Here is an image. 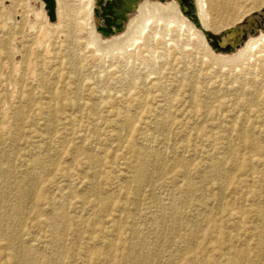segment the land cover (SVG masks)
Here are the masks:
<instances>
[{
    "label": "rangeland",
    "instance_id": "1",
    "mask_svg": "<svg viewBox=\"0 0 264 264\" xmlns=\"http://www.w3.org/2000/svg\"><path fill=\"white\" fill-rule=\"evenodd\" d=\"M56 1L0 0V264H264V44ZM207 4L211 33L264 13Z\"/></svg>",
    "mask_w": 264,
    "mask_h": 264
},
{
    "label": "bare ground",
    "instance_id": "2",
    "mask_svg": "<svg viewBox=\"0 0 264 264\" xmlns=\"http://www.w3.org/2000/svg\"><path fill=\"white\" fill-rule=\"evenodd\" d=\"M42 1V0H41ZM88 1V0H87ZM105 1V0H104ZM120 4H122L123 6L125 7H128L130 9H133L135 10L134 12L131 11L129 12V16H131L133 13H138L137 17L140 18V19H145V21L149 22L151 20V17L152 16H155V14H158L159 17L161 19H166V18H176V20H180V21H186V18L187 16H185V14L183 13L182 9H181V5L179 4L178 0H117ZM195 1V2H194ZM215 1V0H214ZM226 1V0H225ZM43 2V1H42ZM91 2V5H92V8H91V11L92 12H95L94 9L96 8V3H97V0H90ZM89 2V3H90ZM194 2V6H195V12H196V15H197V19L199 20V24H200V27H198L192 20H190L189 17H187L193 24H190V23H187L188 24V27L190 28L191 31H194L195 34L197 35V37H202L201 33H203V30H207L209 31L208 29H210V25H209V17H210V14H209V8H208V4H207V0H193ZM44 3V2H43ZM87 3V2H86ZM119 4V5H120ZM45 5V4H44ZM43 5V6H44ZM116 6V5H115ZM213 6V5H212ZM55 7H56V15H57V18L58 19V13H57V1L55 0ZM216 7V5H215ZM121 8V7H120ZM46 10V9H45ZM215 10V9H214ZM46 12L47 14V11H44ZM128 12V11H127ZM146 13H149L148 16L149 17H146L145 18V14ZM69 15V14H67ZM157 15V16H158ZM253 15V14H252ZM252 15H248V19H246L247 22H250L251 18H252ZM147 16V15H146ZM256 16L257 18L259 17H263L261 14H258L256 13ZM110 17V19H112V16H108ZM118 17V16H117ZM133 17V16H132ZM136 17V16H135ZM143 17V18H142ZM246 18V16H245ZM96 19V18H95ZM136 19V18H135ZM103 21V20H102ZM50 22V21H49ZM99 22V21H98ZM132 22V21H130ZM188 22V21H186ZM242 22V21H241ZM51 24H54V22H50ZM93 24V22H92ZM131 25V23H130ZM106 27V26H105ZM114 28V26H112ZM187 27V26H186ZM260 27L264 30L263 26L260 24L259 26L256 27V29ZM205 28V29H204ZM115 29V28H114ZM198 29V30H197ZM203 29V30H202ZM95 30V29H94ZM93 31V30H92ZM260 33H258V31L255 32V34H248L247 35V38L243 41V43L238 47L236 48L235 50L231 51V53L233 54H228V55H222L220 56L222 58V60L224 61H229V62H236L238 59H240V57L242 56H245L247 55L248 53H252V51L258 47L259 45H261L262 43L264 44V32H261L259 31ZM241 31H237L236 27L233 28L231 30V32L229 34H227L226 36H223L222 38V44H225L226 42H230L232 44H234L238 38H239V35ZM71 34V33H70ZM255 37H253L252 35H256ZM259 34V35H258ZM123 35H125V39L126 38H129L130 36L131 37H134L133 36V33L132 31L130 30L129 28V25L127 24L125 26V33L123 34H119V35H115L113 36V39L115 41H117V39H120V37H122ZM204 35V33H203ZM71 36V35H70ZM205 36V35H204ZM132 39V38H130ZM248 39V40H247ZM71 40V39H70ZM121 40V39H120ZM247 40V41H246ZM108 41V40H107ZM120 43V41H117ZM122 42V41H121ZM246 42V44L244 45V43ZM115 43V42H114ZM123 44V43H122ZM120 45V44H119ZM243 46V47H242ZM242 47V48H240ZM240 49V50H238ZM74 51V50H73ZM230 53V52H228ZM248 56V55H247ZM246 57V56H245ZM169 102V101H168ZM175 104V103H174ZM127 124V123H126ZM70 135V134H69ZM151 139V138H150ZM62 146V145H61ZM44 149V148H43ZM147 150V149H146ZM162 150V149H161ZM36 153V152H35ZM103 156V155H102ZM165 156V155H164ZM56 157V156H55ZM257 158V157H256ZM215 159V158H214ZM221 159V158H220ZM255 159V158H254ZM258 159V158H257ZM55 162V161H54ZM252 162V161H251ZM253 165V164H252ZM257 165V164H256ZM215 167V165H214ZM231 167V166H230ZM36 174V173H35ZM19 177V176H18ZM21 178V177H20ZM41 178V177H40ZM141 181V176L140 178L138 179V182ZM26 186H24L25 188ZM64 190V188H63ZM63 196V195H62ZM90 196V195H89ZM8 198V197H7ZM5 201V200H4ZM22 201H23V197H20L19 200H18V206L17 208L19 209L21 207V204H22ZM176 203V202H175ZM262 203V202H261ZM164 206V205H163ZM24 207V206H23ZM174 207V206H173ZM10 209V208H9ZM57 209V208H55ZM176 209V208H175ZM17 212V211H16ZM233 212V211H232ZM70 213V212H69ZM17 214V213H16ZM168 215V214H167ZM234 215V214H233ZM9 216V215H8ZM70 216V215H69ZM237 216V215H236ZM239 216V215H238ZM237 216V217H238ZM240 218V216H239ZM239 218H238V221H239ZM7 219V218H6ZM60 219V218H59ZM58 219V220H59ZM62 219V218H61ZM242 219V218H241ZM57 220V221H58ZM155 222V221H154ZM158 222V221H157ZM10 225V224H9ZM56 225V224H55ZM16 226V225H15ZM58 227V226H56ZM65 227V226H64ZM6 229V228H5ZM64 231V230H63ZM56 233V232H55ZM171 233V232H170ZM173 233V232H172ZM7 234V233H6ZM158 234V233H157ZM57 236V235H56ZM55 237V236H54ZM163 240V239H162ZM145 241V240H144ZM59 243V242H58ZM249 243V242H248ZM33 245V244H32ZM139 245V244H138ZM137 245V246H138ZM137 246H135L133 249H132V253L129 254V259L131 261L132 264H137V262H139L140 260H143V259H150L151 257L149 256V254H144L141 249L140 250H135V249H139L141 248V244H140V247L137 248ZM147 249V248H146ZM23 260V259H22Z\"/></svg>",
    "mask_w": 264,
    "mask_h": 264
},
{
    "label": "water",
    "instance_id": "3",
    "mask_svg": "<svg viewBox=\"0 0 264 264\" xmlns=\"http://www.w3.org/2000/svg\"><path fill=\"white\" fill-rule=\"evenodd\" d=\"M42 1L45 4L48 20L50 22L55 21L57 18L55 0H42ZM178 2L181 5V9L183 13L186 14L189 18H191L198 27H200L199 20L197 19V15L195 12V6L193 0H178ZM96 4L98 7L94 9L95 14L97 15L102 14L103 17L107 20L106 23L107 27L98 25V28L100 30H105L107 32H113L115 30L114 28H120L121 22L120 20H117V14L113 13L114 10L111 8L114 5H118L120 3L117 0H105V1L97 0ZM109 8H111V10H109ZM108 16H112V19L109 20L110 17ZM263 18H264V13H263ZM257 20L258 18L256 16H253L250 22L244 20L243 22H241L240 25L236 27L237 31L238 32L241 31V33L238 34L239 38L234 44L230 42H226L225 44H222V39H223L222 37L226 36L231 32L230 28H228L227 30L221 33H211L207 30H203V29L202 30L207 42H209L216 50L229 52L238 48L247 38L248 34H254L257 31L256 30ZM112 26H114V28Z\"/></svg>",
    "mask_w": 264,
    "mask_h": 264
}]
</instances>
